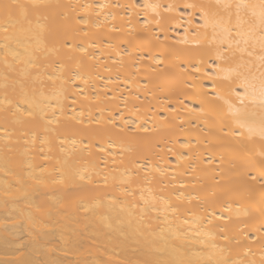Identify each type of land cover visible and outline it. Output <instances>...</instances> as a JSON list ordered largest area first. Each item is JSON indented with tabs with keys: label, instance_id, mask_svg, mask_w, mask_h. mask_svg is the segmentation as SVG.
Segmentation results:
<instances>
[{
	"label": "bare ground",
	"instance_id": "bare-ground-1",
	"mask_svg": "<svg viewBox=\"0 0 264 264\" xmlns=\"http://www.w3.org/2000/svg\"><path fill=\"white\" fill-rule=\"evenodd\" d=\"M0 264H264V0H0Z\"/></svg>",
	"mask_w": 264,
	"mask_h": 264
},
{
	"label": "snow or ice",
	"instance_id": "snow-or-ice-1",
	"mask_svg": "<svg viewBox=\"0 0 264 264\" xmlns=\"http://www.w3.org/2000/svg\"><path fill=\"white\" fill-rule=\"evenodd\" d=\"M8 7V5H5V8H7Z\"/></svg>",
	"mask_w": 264,
	"mask_h": 264
}]
</instances>
